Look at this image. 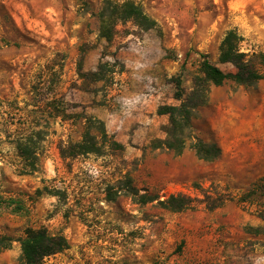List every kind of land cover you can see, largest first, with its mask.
<instances>
[{
	"label": "rangeland",
	"instance_id": "rangeland-1",
	"mask_svg": "<svg viewBox=\"0 0 264 264\" xmlns=\"http://www.w3.org/2000/svg\"><path fill=\"white\" fill-rule=\"evenodd\" d=\"M133 1L156 26L118 23L106 41L103 0H0V264H17L28 228L68 242L40 264H264V78L210 85L183 151L152 146L157 108L179 104L176 77L190 93L201 54L234 71L218 60L228 30L264 50V0ZM88 116L102 153L62 156ZM197 140L219 157L200 159ZM171 195L192 207H163Z\"/></svg>",
	"mask_w": 264,
	"mask_h": 264
},
{
	"label": "trees",
	"instance_id": "trees-1",
	"mask_svg": "<svg viewBox=\"0 0 264 264\" xmlns=\"http://www.w3.org/2000/svg\"><path fill=\"white\" fill-rule=\"evenodd\" d=\"M96 16L99 20V36L110 41L116 31L118 23L131 22L143 31L153 29L156 22L133 0H103ZM243 37L235 30H228L219 46L218 60L223 64H230L234 71H224L211 63L206 54H201L199 70L201 75L194 78L193 88L185 95L180 77L174 80V98L177 105L164 104L157 108V114L167 115L166 138L153 142L154 148H166L180 154L186 140L190 137L192 110L206 101L208 87L221 85L232 81L236 84H252L264 78V50L259 52H245L240 48ZM105 64H100L92 75L100 79L103 77ZM85 130L80 141L61 149L62 156H77L86 154L100 155L103 145L107 142L103 121L93 117H84ZM111 146L122 147L111 140ZM190 147L196 155L205 161H214L220 155V148L215 144L204 143L200 140L191 143ZM140 200L146 202L147 197ZM163 207L172 211H182L191 206V200L181 195H171L167 200L160 201ZM6 240V238H3ZM8 243L5 247H8ZM21 256L17 264H40L44 258L61 252L68 247L66 238L61 234H51L45 228H28L20 240Z\"/></svg>",
	"mask_w": 264,
	"mask_h": 264
}]
</instances>
